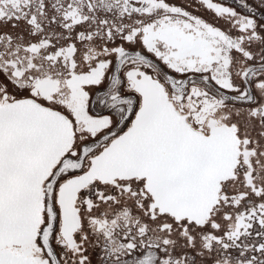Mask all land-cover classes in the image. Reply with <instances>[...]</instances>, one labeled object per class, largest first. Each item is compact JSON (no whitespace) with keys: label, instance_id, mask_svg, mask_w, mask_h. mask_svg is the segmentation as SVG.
<instances>
[{"label":"snow or ice","instance_id":"snow-or-ice-1","mask_svg":"<svg viewBox=\"0 0 264 264\" xmlns=\"http://www.w3.org/2000/svg\"><path fill=\"white\" fill-rule=\"evenodd\" d=\"M0 264H264V0H0Z\"/></svg>","mask_w":264,"mask_h":264}]
</instances>
